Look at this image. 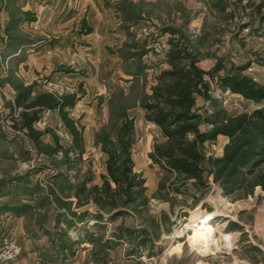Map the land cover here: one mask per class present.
<instances>
[{"label": "rangeland", "instance_id": "obj_1", "mask_svg": "<svg viewBox=\"0 0 264 264\" xmlns=\"http://www.w3.org/2000/svg\"><path fill=\"white\" fill-rule=\"evenodd\" d=\"M176 43L203 70L220 63L217 77L234 68L264 85V0H0V247L20 248L7 264H264V186L225 193L211 175L197 182L152 157L165 138L141 105ZM210 89L228 115L262 104L212 80ZM21 91L25 101L73 98L63 109L82 132L75 166L64 163L71 138L57 109L39 112L36 141L18 128ZM196 106L208 108L199 96ZM125 121L145 203L100 207L85 192L101 184ZM226 142H204L203 155L220 157ZM260 160L244 179L264 176ZM73 200L93 213L72 214ZM201 215L215 223V246L189 238ZM248 237L254 244H240Z\"/></svg>", "mask_w": 264, "mask_h": 264}, {"label": "trees", "instance_id": "obj_2", "mask_svg": "<svg viewBox=\"0 0 264 264\" xmlns=\"http://www.w3.org/2000/svg\"><path fill=\"white\" fill-rule=\"evenodd\" d=\"M167 55L169 69L161 74L150 97L141 105L146 118L159 127L165 138L162 144L154 147V160L197 182L204 174L211 175L225 193L240 187L251 190L256 185L264 186L262 174L244 179L245 172L258 168L260 159L264 158V85L234 68L217 77L222 68L220 63L210 70H203L197 66L195 56L178 43ZM210 80L262 104L250 113L228 115L218 109L217 99L211 95ZM26 95L21 91L15 99L16 106L21 107L18 128L36 141L42 134L33 127L39 112L57 109L59 119L71 138L64 152V163L75 166L83 152L82 132L63 109L72 105L73 98L40 93L25 101ZM197 96L208 105L201 112L196 106ZM201 125L205 127L201 129ZM131 127L129 121L122 124L115 146L107 151L106 174L102 175L101 184L85 192V196L100 207H136L145 203L143 179L132 170ZM218 136L227 138L222 155L205 157L202 144ZM70 152L78 156L72 159Z\"/></svg>", "mask_w": 264, "mask_h": 264}, {"label": "bare ground", "instance_id": "obj_3", "mask_svg": "<svg viewBox=\"0 0 264 264\" xmlns=\"http://www.w3.org/2000/svg\"><path fill=\"white\" fill-rule=\"evenodd\" d=\"M208 215H201L191 223L192 234L189 238L196 242V245L213 246V237L216 232L215 223ZM230 244V243H228ZM215 246V245H214Z\"/></svg>", "mask_w": 264, "mask_h": 264}, {"label": "built area", "instance_id": "obj_4", "mask_svg": "<svg viewBox=\"0 0 264 264\" xmlns=\"http://www.w3.org/2000/svg\"><path fill=\"white\" fill-rule=\"evenodd\" d=\"M249 241L252 242V240L248 237V239H245L240 244L248 245ZM234 242L236 243L237 241L234 240ZM252 244L254 243L252 242ZM237 246H239V244L238 245L234 244V247H237ZM19 253H20V248L18 247V245H16L12 241L4 239L0 247V264H7L15 260L17 256L19 255Z\"/></svg>", "mask_w": 264, "mask_h": 264}, {"label": "water", "instance_id": "obj_5", "mask_svg": "<svg viewBox=\"0 0 264 264\" xmlns=\"http://www.w3.org/2000/svg\"><path fill=\"white\" fill-rule=\"evenodd\" d=\"M76 201L73 200V204L71 206V213L75 215H83L89 211H91V204H86L80 208H76Z\"/></svg>", "mask_w": 264, "mask_h": 264}, {"label": "crops", "instance_id": "obj_6", "mask_svg": "<svg viewBox=\"0 0 264 264\" xmlns=\"http://www.w3.org/2000/svg\"><path fill=\"white\" fill-rule=\"evenodd\" d=\"M71 142V141H70ZM88 213H93L92 211H89V212H87V213H85V214H88ZM85 214H83V215H85ZM82 216V215H81ZM262 223H264V222H262V220L261 221H259L258 223H256L255 224V228H259V229H261L262 227H264V224H262Z\"/></svg>", "mask_w": 264, "mask_h": 264}]
</instances>
